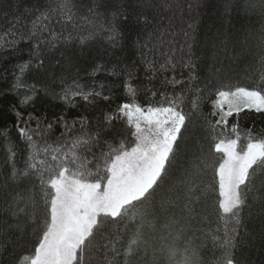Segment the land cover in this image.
Masks as SVG:
<instances>
[{"label":"snow or ice","instance_id":"6c2138e0","mask_svg":"<svg viewBox=\"0 0 264 264\" xmlns=\"http://www.w3.org/2000/svg\"><path fill=\"white\" fill-rule=\"evenodd\" d=\"M198 6L212 13L202 37L197 18L182 55L161 63L168 0H0V64L10 63L0 81L11 75L0 99L15 97L0 119L17 133L0 129V264H253L257 245L264 254V138L246 130L241 147L238 120L228 127L234 114L264 113V0ZM241 64L254 86L233 83ZM48 98L100 114L49 120L36 112Z\"/></svg>","mask_w":264,"mask_h":264},{"label":"trees","instance_id":"16d2710c","mask_svg":"<svg viewBox=\"0 0 264 264\" xmlns=\"http://www.w3.org/2000/svg\"><path fill=\"white\" fill-rule=\"evenodd\" d=\"M169 3L172 4V7L168 10L161 9L160 17L158 18V24L160 31L164 34L163 35V43L159 47V52L155 54V59L159 62H163L165 57L162 55V53H169L171 50H175V55L177 58H179L182 53L179 51L181 45H186V37L184 33L186 31L190 32V29L188 28V25L192 23L194 20L199 18V25H200V31L197 33L198 39L202 37L203 32L207 29L208 25L211 23L209 17L212 14L211 11L203 6L199 5V0H168ZM191 4V10L189 9L188 5ZM102 49H100V52L102 53ZM93 56L96 57V52L93 50ZM99 62H103L104 60H107L108 57H103L101 60L99 57H96ZM8 66L10 68V63L8 61H4L3 64H0V68ZM92 62L91 60L85 62L83 65V68L87 71H81L80 72V82L82 84L87 83L91 84L92 77H90L87 73L91 72ZM244 69L245 66L241 64L236 69V78L234 79L233 83H239L240 86L245 87H252L254 86L252 84V81L250 79L244 78ZM140 75L141 78H143L144 72L143 67L141 66L140 69ZM165 75L171 76V73H166ZM180 78V77H178ZM98 80H109L111 82L112 78H107L105 75L101 74L98 78ZM163 80V75L158 76L157 80L155 81V84L157 87H160V81ZM11 82V75L9 74L7 82L0 81V89L8 88L9 84ZM59 90V89H57ZM171 91V88L168 89ZM117 95L119 96V99L115 100V102L112 104V107H115L116 103H119L121 99L124 98L122 92H120L119 89L116 90ZM215 98V97H213ZM15 100V97L9 96L6 99H0V109H4L6 105L9 102H12ZM139 102L144 103L145 97L143 92L140 93L138 97ZM77 107L75 108H69L67 107L62 101L58 100H52L50 98L46 99V101L41 104H36V112L39 115L46 114L48 116V119L51 120L53 118V115H59L62 112L67 113V119L69 122L73 119V117L78 115H87L93 118L99 116L100 112L99 109L90 106L85 105L84 101L80 100L79 98L76 99ZM106 103L104 102L101 104V108L106 107ZM188 110L187 108L185 109ZM212 110V104L209 101H204L201 104L200 111L207 115ZM226 111V109H224ZM215 119V118H213ZM238 120L239 122V131L241 134V139L239 140V145L242 147L246 140L243 138L245 135L246 130H251V134L255 138H264V113H257L254 110L248 111L245 110L244 112L240 113L239 117H236L235 114L233 117L228 118V127L230 128L233 123H236ZM196 126L192 127L190 129L191 136L193 137H199L201 135V130L199 127L200 121L196 120ZM9 128L11 129V135L13 138L16 137L17 133L15 129H12V117L11 116H5L2 119H0V129L2 128ZM61 131L63 129L59 126L55 127L52 133V139L55 140L57 137L60 136ZM225 135H231V133L226 132ZM232 138H235L233 135ZM51 142V141H50ZM190 142V141H189ZM0 143H3L2 140H0ZM182 148L185 147L184 144L181 145ZM219 155V154H217ZM209 180H211V174H209ZM217 227V224L213 223L212 228L215 229ZM221 232L220 235H223V225H220ZM25 249L27 250L25 252L26 255H30L32 251V245L31 243L24 245ZM208 248H211V241H208L207 244ZM216 254L219 255V250L216 251ZM202 255H206L207 257H211L212 253L208 252L206 250H202ZM251 260L253 261V264H264V254L261 253V250L259 246L257 245L256 249L251 252ZM86 261L88 264H102V261L99 258H93L89 260V258L86 256Z\"/></svg>","mask_w":264,"mask_h":264},{"label":"rangeland","instance_id":"374dc122","mask_svg":"<svg viewBox=\"0 0 264 264\" xmlns=\"http://www.w3.org/2000/svg\"><path fill=\"white\" fill-rule=\"evenodd\" d=\"M224 109H226L227 110V105H225V108Z\"/></svg>","mask_w":264,"mask_h":264}]
</instances>
